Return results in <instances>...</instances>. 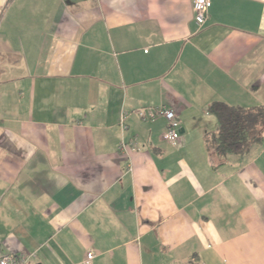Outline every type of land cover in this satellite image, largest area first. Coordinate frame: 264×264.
<instances>
[{
  "label": "crops",
  "instance_id": "obj_1",
  "mask_svg": "<svg viewBox=\"0 0 264 264\" xmlns=\"http://www.w3.org/2000/svg\"><path fill=\"white\" fill-rule=\"evenodd\" d=\"M193 1L0 0V259L264 264V139L206 144L212 103L264 106V0Z\"/></svg>",
  "mask_w": 264,
  "mask_h": 264
},
{
  "label": "trees",
  "instance_id": "obj_2",
  "mask_svg": "<svg viewBox=\"0 0 264 264\" xmlns=\"http://www.w3.org/2000/svg\"><path fill=\"white\" fill-rule=\"evenodd\" d=\"M208 112L217 118L218 129L207 135V149L220 159V164L228 154L243 155L253 144L263 141L264 106L246 108L215 102Z\"/></svg>",
  "mask_w": 264,
  "mask_h": 264
},
{
  "label": "built area",
  "instance_id": "obj_3",
  "mask_svg": "<svg viewBox=\"0 0 264 264\" xmlns=\"http://www.w3.org/2000/svg\"><path fill=\"white\" fill-rule=\"evenodd\" d=\"M212 7L211 0H194L193 10L195 13L196 24L201 28L203 27L210 16V9ZM138 116L141 120L152 121L157 118H163L167 122V129L164 135L165 141L169 142L175 149L180 148L182 137L180 133V124L178 120V114L167 107L148 108L146 110H140ZM122 145V149H124ZM30 255H7L0 259V264H27ZM95 254L89 252L86 255V259L82 264H93Z\"/></svg>",
  "mask_w": 264,
  "mask_h": 264
}]
</instances>
